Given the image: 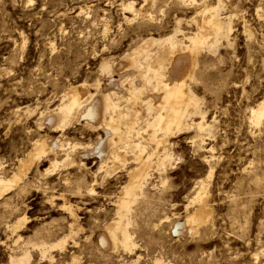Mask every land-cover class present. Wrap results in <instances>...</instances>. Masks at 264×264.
Masks as SVG:
<instances>
[{"label":"rangeland","instance_id":"rangeland-1","mask_svg":"<svg viewBox=\"0 0 264 264\" xmlns=\"http://www.w3.org/2000/svg\"><path fill=\"white\" fill-rule=\"evenodd\" d=\"M151 1L0 0V178L12 176L39 138L63 147L57 167L44 172L47 151L0 195V264L264 263L263 253L258 262L254 255L264 250V132L249 113L264 98V0H156L155 9ZM203 3L217 7L227 37L200 50L202 74L192 84L200 100L193 122L204 117L208 130L169 136L163 181L152 171L147 197L132 209V246L106 250L101 235L117 217L127 173L95 181L99 158L86 148L105 136L83 112L67 113L57 129L44 117L70 86L90 94L103 86L109 73L101 65L127 59L143 39L187 43ZM201 184L210 216L189 236L179 223L196 208L190 201Z\"/></svg>","mask_w":264,"mask_h":264},{"label":"bare ground","instance_id":"bare-ground-1","mask_svg":"<svg viewBox=\"0 0 264 264\" xmlns=\"http://www.w3.org/2000/svg\"><path fill=\"white\" fill-rule=\"evenodd\" d=\"M155 1H151V7ZM190 1L192 3V0ZM178 3L181 4L182 1ZM178 3L176 0V4ZM156 5L158 6V2ZM201 6L192 18L196 29L185 37L187 43L168 37L154 39L149 36L143 39L127 59H122L116 64L104 62L101 65L102 69L109 73V78L103 86L97 83L95 92L90 94L85 91L83 85H72L56 108L57 111L43 116L50 128L57 129L67 124V113L77 115L83 112V116L92 122L90 128L102 130L105 136L98 137L92 147L87 146L86 151H89L86 154L83 153L85 149L80 152L99 158L97 169L90 172L95 181L104 179L116 170H124L127 173V182L116 200L117 217L104 227L101 235V244L106 250H115L118 246L129 249L132 246L128 232L132 209L139 199L147 195L146 188L152 171H156L159 177L162 176L172 159L168 149L169 136L188 128L200 134L206 129L203 127L204 117L196 123L192 118L200 114L197 108L200 100L192 89V84L200 80L199 52L206 46L211 50L212 40H227V37L223 30L225 22L218 18L217 7L207 3ZM153 8L155 9L154 6ZM112 72L118 74L117 79L110 75ZM249 113L250 123L255 126L262 125L264 132V98L251 107ZM62 148V144L51 141L49 137L36 140L18 162L12 176L9 179L0 178V195L16 185L30 164L47 151L52 153V157L49 168L44 172L57 167L56 154L62 151ZM162 179L160 177V180ZM89 190L92 191V188ZM192 203L196 208L186 215L184 222L179 223L182 231L189 233V236L190 233H196V226L206 222L210 216L205 185H200L190 201V204ZM49 247L43 244L41 252L46 254ZM262 253L264 256V250L254 254L256 262L262 257Z\"/></svg>","mask_w":264,"mask_h":264}]
</instances>
